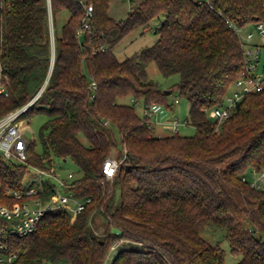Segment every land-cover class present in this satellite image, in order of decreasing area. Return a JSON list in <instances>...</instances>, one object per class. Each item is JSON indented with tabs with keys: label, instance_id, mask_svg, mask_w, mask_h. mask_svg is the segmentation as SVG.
<instances>
[{
	"label": "trees",
	"instance_id": "16d2710c",
	"mask_svg": "<svg viewBox=\"0 0 264 264\" xmlns=\"http://www.w3.org/2000/svg\"><path fill=\"white\" fill-rule=\"evenodd\" d=\"M89 3L91 23L78 35ZM109 5L0 0V83L7 91L0 93V117L29 103L48 79L20 117L26 132L32 115L46 116L42 151L34 133L27 137L28 162L56 172L59 165L62 172L71 159L80 174L69 190L79 199L92 197L77 216L50 212L33 232L15 238V264H104L122 240L141 247L120 249L110 264H225V249L202 234L208 225L224 231L241 255L237 264H264V189L246 178L249 170L264 169V91L247 93L220 127L206 113L222 104L245 66L229 21L247 26L263 19L264 0H138L122 19L109 15ZM62 10L70 15L58 30ZM51 16L55 55L48 76ZM154 19L160 21L155 42L119 59L115 46ZM152 61L163 75H180L175 87L163 89L149 76ZM173 92L189 102L193 135H156L135 105L119 101L132 95L170 110ZM116 148L120 164L106 179L103 163ZM32 174L29 164L0 155L6 182L19 186ZM96 211L107 217L101 233L93 225Z\"/></svg>",
	"mask_w": 264,
	"mask_h": 264
},
{
	"label": "built area",
	"instance_id": "2783aa9c",
	"mask_svg": "<svg viewBox=\"0 0 264 264\" xmlns=\"http://www.w3.org/2000/svg\"><path fill=\"white\" fill-rule=\"evenodd\" d=\"M93 10L92 3L85 6L82 28L78 30V35H82L83 29L89 27ZM229 22L241 40L245 66L231 84L234 87L232 93H226L222 104L215 106L218 113L217 127L232 115L237 104L247 93L264 91V18L254 22L256 31L246 30V26ZM45 85L29 103L0 117V155L10 162L15 158L16 162L29 164L33 172L32 175L26 176L19 186L6 182L0 176V264H15L19 251L14 245V239L33 232L46 214L70 211L73 216H77L92 199H79L69 190L70 181L75 176L73 171L63 173L59 170L60 166L56 165V172L28 162V140L24 120L20 117L39 97ZM91 87L95 89L94 81L91 82ZM2 92L7 94L5 86L0 83V93ZM161 107L155 102L145 103L144 117H148V121L153 124L152 116L155 112H166ZM185 122L187 120L181 122L177 118H171L164 126L165 129L176 132ZM119 164L116 155L106 157L103 163L104 177L112 178ZM251 183L264 189V172Z\"/></svg>",
	"mask_w": 264,
	"mask_h": 264
},
{
	"label": "rangeland",
	"instance_id": "374dc122",
	"mask_svg": "<svg viewBox=\"0 0 264 264\" xmlns=\"http://www.w3.org/2000/svg\"><path fill=\"white\" fill-rule=\"evenodd\" d=\"M138 2V0H110L109 5V15L114 17L115 19L125 18L131 6ZM70 12L68 10H62L56 19V28L58 30L61 29L62 25L66 22L69 17ZM158 19L152 20L145 28L140 27L129 34H127L114 48V51L119 59H124L129 56H133L139 53L143 48L152 45L157 39L158 35L154 32L153 28L159 24ZM50 30L51 34L54 33V24L52 17L50 18ZM246 30H254L255 23H251L246 26ZM149 76L156 82H158L163 89H171L176 86V84L180 80V75L178 73L165 76L159 70L157 64L152 61L148 65ZM234 87L230 86L228 94H231ZM122 103L133 104L135 105L136 111L140 116H144V106L145 100L143 98L135 99L134 96L129 95L119 99ZM167 101L169 104H172V108L170 110L165 109V105H161L162 110H166V112H155L152 116V123L154 125V132L156 135H163L166 132L170 131L165 129V123L168 122L171 118H177L181 122L186 121L189 113V102L180 96L177 95L176 92H173L167 96ZM207 116L212 121H217L218 113L216 111V107H210L207 110ZM46 116L44 114H34L29 118V128L26 130V137H30L32 133L37 137V151H42V145L39 139V132L41 125L45 121ZM196 132V128L193 124L185 122L181 124L179 128V133L182 135H193ZM172 133V132H171ZM83 140H86L85 137H82ZM113 155L117 156V148L113 149ZM15 161V158L11 159ZM68 170L73 171L74 173L80 174L78 167L71 159H68L62 165V172H67ZM264 172V169L255 173L254 171L249 170L246 173V178L249 181H254L256 178L261 177V173ZM114 200L117 204L120 200V190L117 188L116 195ZM107 223V217L101 211H96L93 215V225L97 231V233H101L105 228ZM203 236L209 240L211 243H220L221 246L225 249L226 259L225 264H237V262L241 259L240 254H235L230 246V243L225 238V233L223 230H216L213 227H205V230L202 232ZM131 247H141V244L131 240H122L115 245L110 250L108 257L104 264H110L117 254V252L122 248H131ZM68 264V263H63Z\"/></svg>",
	"mask_w": 264,
	"mask_h": 264
},
{
	"label": "water",
	"instance_id": "95a60500",
	"mask_svg": "<svg viewBox=\"0 0 264 264\" xmlns=\"http://www.w3.org/2000/svg\"><path fill=\"white\" fill-rule=\"evenodd\" d=\"M51 17H52V16H51ZM51 35H52V54H53L52 57H53V58H52V64H51V68H50V71H49L48 76H50V73H51V70H52V66H53V61H54V55H55L54 33L51 34ZM47 80H48V79H47ZM47 80H46V82H47ZM46 82H45L44 84H46ZM167 93H169V90H167ZM112 231H113L114 233H120V232H121V229H119V228L113 226V227H112Z\"/></svg>",
	"mask_w": 264,
	"mask_h": 264
},
{
	"label": "crops",
	"instance_id": "0c3cea01",
	"mask_svg": "<svg viewBox=\"0 0 264 264\" xmlns=\"http://www.w3.org/2000/svg\"><path fill=\"white\" fill-rule=\"evenodd\" d=\"M167 130H169V129H167ZM171 132H172V131L170 130V131L166 132L165 134H163L162 136L172 134L173 132H172V133H171ZM159 135H161V134H159Z\"/></svg>",
	"mask_w": 264,
	"mask_h": 264
}]
</instances>
